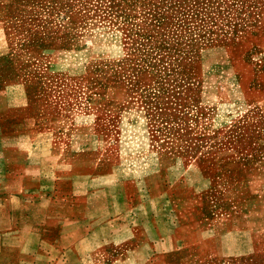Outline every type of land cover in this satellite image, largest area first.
Here are the masks:
<instances>
[{"label":"rangeland","instance_id":"374dc122","mask_svg":"<svg viewBox=\"0 0 264 264\" xmlns=\"http://www.w3.org/2000/svg\"><path fill=\"white\" fill-rule=\"evenodd\" d=\"M27 135L126 181L97 218L232 213L264 171V0H0V140Z\"/></svg>","mask_w":264,"mask_h":264},{"label":"crops","instance_id":"0c3cea01","mask_svg":"<svg viewBox=\"0 0 264 264\" xmlns=\"http://www.w3.org/2000/svg\"><path fill=\"white\" fill-rule=\"evenodd\" d=\"M127 189L89 160L53 153L42 135L0 140V264H264V171L214 219L192 218L203 201L145 223L93 216L96 194L106 205L112 191L126 212Z\"/></svg>","mask_w":264,"mask_h":264}]
</instances>
